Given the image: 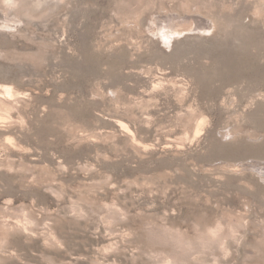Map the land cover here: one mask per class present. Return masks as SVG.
<instances>
[{
	"label": "rangeland",
	"instance_id": "obj_1",
	"mask_svg": "<svg viewBox=\"0 0 264 264\" xmlns=\"http://www.w3.org/2000/svg\"><path fill=\"white\" fill-rule=\"evenodd\" d=\"M0 264H264V0H0Z\"/></svg>",
	"mask_w": 264,
	"mask_h": 264
}]
</instances>
